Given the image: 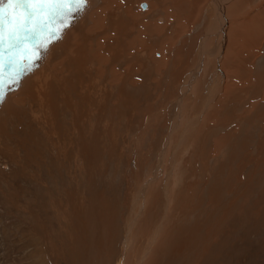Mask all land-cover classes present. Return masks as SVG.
<instances>
[{"label":"rangeland","instance_id":"rangeland-1","mask_svg":"<svg viewBox=\"0 0 264 264\" xmlns=\"http://www.w3.org/2000/svg\"><path fill=\"white\" fill-rule=\"evenodd\" d=\"M212 1L196 6L175 4L170 12L178 14L186 26L177 36L166 34L174 40L172 45L165 40L161 49L160 45L155 47L160 41L151 27L147 28L151 33L145 32L142 38L136 31L140 26L133 27V45L128 56L114 60L115 70L109 76L111 87L105 92L100 87L108 67L102 63L100 76H90V70L98 66V58H103V53L97 51L96 36L93 39L91 10L73 12L74 19L63 32L72 44L74 34L80 32L82 53H76L84 66L80 69L62 52H56L55 38L51 39L45 54L49 61L43 63L52 68L60 62L58 70L63 80L61 88L48 92L47 109L37 106L38 98L20 100L15 95L21 74H25L23 61L29 52L36 54L46 34L55 32L60 24L59 5L46 4L45 15L31 16L24 22L28 32L24 34L23 48H19L20 63L10 58L0 64L3 86L9 75L17 68L20 71L12 91L0 97V264H53L48 255L54 249L67 256L65 238L67 232L74 234L70 230L75 211H81V221L85 222L88 210H96L97 204L106 205L112 221L109 234L103 235L108 242L101 239L102 247L97 252H86L88 264H117L123 241L131 234L135 237L136 231L138 236L141 232V237H147L145 243L151 238L150 245L159 249L181 237L186 240L187 248L178 264H264V0H229L228 5L223 2L229 20L250 12L261 25H236L231 38L234 41L229 42V50L225 45L223 51L228 74L219 67L226 75L215 94L211 92L214 83L210 76L216 83L219 78L212 73L214 63L207 56H202L201 63L196 61L199 40L206 34L203 19ZM150 2L169 7L163 0H131L132 14L136 6L147 11ZM142 4L146 7L142 8ZM4 7L8 10L7 4ZM17 11L24 16L30 6H18ZM193 12L197 15L191 17ZM48 14L54 22L47 21ZM82 20L84 24L80 26ZM157 22L164 24L160 17ZM0 27L6 39L7 20ZM170 28L171 24L168 33ZM251 33L254 37L250 45L255 52L242 39ZM146 34L155 39L146 38ZM238 40L247 50L246 55L236 47ZM12 42L15 37L6 42L3 51L9 50ZM42 51L45 50L38 54ZM173 55L177 56L175 72L170 70ZM236 60L238 63H234ZM39 63L40 59H36L33 71L27 74L37 72ZM92 83L98 85L94 93L89 89ZM227 85L233 99L226 97L221 105ZM207 94L210 98L204 107L200 106L199 101ZM197 110L199 116L195 119ZM103 244L108 249L104 250ZM195 245H199L197 250ZM187 254L194 257L188 260ZM69 255L73 257L72 252ZM75 262L83 264L77 259Z\"/></svg>","mask_w":264,"mask_h":264},{"label":"bare ground","instance_id":"bare-ground-1","mask_svg":"<svg viewBox=\"0 0 264 264\" xmlns=\"http://www.w3.org/2000/svg\"><path fill=\"white\" fill-rule=\"evenodd\" d=\"M131 0H88L87 2V6L84 7L83 9L85 10L86 8H90V12L91 14H89V20H91V24H92V35H93V39L94 36H96V46H97V51H101L102 57L104 58V61L102 62L101 57L98 58V66H94V70H90V76L95 75V77H99L101 74V69L104 67L102 66V63L105 64V66H107V76H106V80L104 82V85L101 88V91H106L109 90L111 87V80H109V76L110 74L115 70L114 67V60L118 59L120 61V59L122 57L128 56L129 50L131 48V33L132 32V28L134 27H138L140 26V28H137V34L138 35H143L145 32L151 33L150 31L147 30V28L151 27V29L153 30V32L157 33V37L156 39L159 40V44L157 46H159V48H163L164 46V42L165 40L169 41V43L172 45V39L171 37H168L167 35H175L177 36L179 33L181 34V32L184 31V29L182 28V26H186V21L181 23L180 18L178 19L177 15L172 12H170V9L175 8V4L177 6H179V3H184L187 6H196V5H200L201 3L203 4L205 0H177V2L175 0H163L164 3H168L169 7H163V5L161 3H151L149 4V9L147 11H140L138 10L137 6H136V13L132 14V9H131ZM211 1V0H210ZM223 2H227V5L229 4V0H213L212 3L209 5L208 8H206V14L204 16L205 20V24L206 25V34L205 37L200 38L199 40V48L197 49V56L199 58V60L196 58V61L198 63H201V58L202 56H207L208 60L211 64L214 63L213 66V70L212 73L215 74V77L219 78V82L216 83V79L213 78L212 76H210L213 80L214 86H211V92L212 94H215L217 92V90H220L221 87V83L223 82V79H225V75L228 74V72L226 71L227 67L225 65V63L223 62V51H225L224 47L225 45L227 46L226 50H229L230 41H234L231 40L233 34H234V29L237 28L236 25H242L243 27H247V28H257L261 25L260 22H258V20H256V16L255 15H250L248 12V15H242V16H238V18L235 17V19H228V13L227 15L225 14V7L223 5ZM264 3V2H263ZM6 4V0H0V5H5ZM148 4V3H147ZM166 5V4H165ZM182 6V5H181ZM262 6V4L260 5ZM264 6V5H263ZM62 7H66L64 5H59V9ZM67 7H73L75 8L76 5H69ZM142 8H145L146 5L142 4L141 5ZM258 7L259 6H255ZM18 8V6H17ZM34 8L37 9V15H35L36 17H41L43 15H45V10H46V4H42V5H35ZM193 8V7H192ZM196 8V7H195ZM231 8V7H230ZM257 8V10H258ZM83 9L81 11H83ZM200 9V8H199ZM261 9V8H260ZM264 9V7H263ZM231 10V9H230ZM204 11V10H203ZM251 11H253V8L251 9ZM88 12V11H86ZM175 12V11H174ZM202 12V11H201ZM244 12V11H243ZM84 13V12H83ZM247 13V12H246ZM256 13V12H255ZM259 13V12H258ZM76 14V13H75ZM88 14V13H85ZM196 13H191V17L193 15H195ZM243 14V13H242ZM161 15V16H160ZM197 15V14H196ZM250 15V16H249ZM34 19H37V18ZM83 17V15H82ZM153 17V18H152ZM159 17L161 18V20L164 21L163 25H159L157 20H159ZM146 18V19H145ZM230 18V17H229ZM234 18V17H233ZM60 24L57 28V26L55 27L54 31H50L49 33L46 34L45 37V41L46 46L43 48H39V50H45L39 53V59H40V63L36 64L38 70L37 72H35L34 74H27L30 70H32L31 68H34L32 66V64L30 65V67L27 69V71H24L25 74L22 75L21 74V79L19 81V88L17 90L16 93V97H19L18 99L20 100H24L26 97H29L32 100H35V98H38V102L36 103L38 107H40L41 109H47L50 106V102L48 101V92L49 91H55L57 87L61 88L62 87V80H63V75L61 74V72L58 70L59 67V63L60 62H56L53 65L52 68H48L47 63H43V60L45 61H49L48 56H45V54L47 53V46L51 43V39L55 38V46H56V52H62L65 56V58L70 61L73 65L75 64L76 67L78 68H82L83 65V61L78 57L77 52L82 53V46H81V41H80V32L79 35L74 34L73 39H71L73 41L74 47H72V43H70V41H67L68 39L65 38V32H63V30H65V27H63V25L65 24L64 19L61 17L60 18ZM78 19V18H77ZM192 19V18H191ZM86 20V19H85ZM152 20V21H151ZM188 20V18L186 19ZM227 20L229 21L227 24ZM47 21L49 22H54L53 21V17L48 14V18ZM147 21H151V23H147ZM74 22V21H73ZM84 20L81 21L80 26H83ZM57 22H55L56 24ZM74 23H72L73 25ZM89 24V23H88ZM90 24V25H91ZM139 24V25H138ZM170 24L172 25L173 28H170V30L172 29L171 32H167L168 28L170 27ZM71 25V26H72ZM131 25V27L129 28V26ZM169 26V27H167ZM205 27V26H204ZM143 28V29H142ZM240 28V27H238ZM167 30V31H166ZM237 30V29H236ZM243 30V29H242ZM245 31L247 30L246 28L244 29ZM76 31V30H75ZM89 31V30H88ZM251 31V30H250ZM28 31L27 29H21L20 30V42L16 43L12 42L11 44H14L15 46H12L9 50L7 51H3V46L6 44V42L10 39V37L8 36L6 39L3 40L2 43H0V64L2 65L3 60L5 59H13V61H18L19 57H20V50L19 48H23V44L25 42V37L24 34H26ZM30 32V31H29ZM70 32V30H69ZM72 32V31H71ZM77 32V31H76ZM82 32V31H81ZM75 33V32H74ZM84 33V32H83ZM167 34V35H166ZM172 35V36H173ZM256 35V34H255ZM87 36V35H84ZM139 36V37H140ZM145 36V35H144ZM167 36V38H166ZM181 36V35H180ZM138 37V38H139ZM151 36L148 34H146V38H150ZM254 37V35L251 34H247L242 36V39L250 46V48L252 49L253 52H255V50L253 49L254 47H251L250 43H251V39ZM12 38V37H11ZM88 38V37H87ZM86 38V39H87ZM135 38V36H134ZM142 38V36H141ZM145 38V39H146ZM152 40L155 39L154 37H151ZM181 38V37H180ZM137 39V38H136ZM135 40V39H134ZM138 40V39H137ZM140 40V39H139ZM147 40V39H146ZM155 40V41H157ZM42 41V42H45ZM85 41V40H84ZM92 41V40H91ZM90 41V42H91ZM257 41V40H256ZM41 42V43H42ZM88 42V44L90 43ZM93 42V41H92ZM185 42V41H184ZM236 42V41H235ZM87 43V42H86ZM157 43V42H156ZM166 43V42H165ZM176 43V41H175ZM10 44V45H11ZM72 44V45H71ZM148 44V43H147ZM152 45V43H150ZM169 44V45H170ZM174 44V43H173ZM240 40L237 41V45L236 47H239L242 49V51L244 53V55H246L248 52L247 50L244 48L243 45H240ZM133 45V44H132ZM140 45H142L140 43ZM145 45V44H143ZM168 45V46H169ZM254 45V44H253ZM140 47V46H139ZM137 46V49L139 48ZM144 47V46H143ZM175 47V46H174ZM246 47V46H245ZM257 47V46H256ZM95 48V47H94ZM141 48V47H140ZM158 48V49H159ZM169 48V47H167ZM226 48V47H225ZM247 48V47H246ZM258 48V47H257ZM134 49V48H133ZM132 49V50H133ZM159 49V50H160ZM166 49V48H165ZM177 49V48H176ZM175 49V50H176ZM256 49V48H255ZM69 50V52L67 51ZM153 50V49H152ZM173 50V49H172ZM96 51V52H97ZM156 51V50H154ZM161 51V50H160ZM171 51V50H170ZM232 51V50H231ZM251 51V50H250ZM258 51V50H257ZM52 52V51H51ZM87 52V51H86ZM147 52V51H146ZM164 52V51H163ZM237 52V51H236ZM240 52V51H239ZM152 53V52H150ZM160 53V52H159ZM233 53V51H232ZM241 53V52H240ZM240 53H238V55H240ZM95 54V53H94ZM98 54V53H97ZM136 54V53H135ZM153 54V53H152ZM164 54V53H163ZM163 54L161 57H163ZM173 54V53H171ZM228 54V53H227ZM259 54V53H257ZM130 55V54H129ZM175 55V54H174ZM173 55V60L170 62L172 63V67L173 69H170L171 72H175V68L174 65L176 63V59L177 56H175L174 58ZM243 55V56H244ZM169 56V54L167 55ZM172 56V55H171ZM235 56V55H234ZM241 56V55H240ZM81 57V56H80ZM83 57V56H82ZM98 57V56H97ZM136 57V56H135ZM166 57V56H165ZM225 57V56H224ZM236 57V56H235ZM255 57V56H254ZM52 58V57H51ZM91 58V57H90ZM143 58V57H142ZM168 58V57H166ZM133 59V58H132ZM138 59V58H137ZM161 59V58H160ZM169 59V58H168ZM231 59V58H230ZM245 59V58H244ZM92 60V58H91ZM158 60V59H157ZM163 60H167V59H163ZM10 61V60H9ZM52 62V60H50ZM155 61V60H153ZM63 62V61H62ZM93 62V60H92ZM92 62H90V64H92ZM96 62V60H95ZM116 62V61H115ZM155 61V65H156ZM240 62V61H239ZM11 63V61H10ZM64 63V62H63ZM159 66L161 63V61L159 60ZM197 63V65H198ZM206 63V62H205ZM234 63H238L237 60L234 61ZM50 64V63H49ZM65 64V63H64ZM89 64V65H90ZM125 64V63H124ZM260 64V63H259ZM262 64V63H261ZM66 65V64H65ZM64 65V66H65ZM131 65V64H130ZM129 65V66H130ZM158 65V64H157ZM164 65V64H163ZM196 65V66H197ZM207 65V64H206ZM61 66V65H60ZM69 66V65H68ZM74 66V67H75ZM111 66V67H110ZM183 66V65H182ZM225 66V68H223ZM257 66V65H256ZM51 67V66H50ZM86 67V66H85ZM93 67V66H92ZM91 67V68H92ZM157 67V66H156ZM184 67V66H183ZM200 67V66H199ZM224 69V71L226 72H222V70H219L220 68ZM261 66L258 67V69H260V71L263 69ZM64 68V67H63ZM181 68V67H180ZM256 68V67H255ZM71 69V68H70ZM135 69V68H134ZM196 69V68H195ZM212 69V68H211ZM257 69V68H256ZM66 70V69H65ZM137 70V69H136ZM264 70V69H263ZM33 71V70H32ZM71 71V70H70ZM69 71V72H70ZM88 71V70H87ZM104 71V69H103ZM119 71V70H117ZM229 71V70H228ZM95 72V73H94ZM106 72V71H104ZM63 73V72H62ZM66 73V72H65ZM123 73V72H121ZM178 73V72H177ZM193 74V73H192ZM233 75V74H232ZM235 75V74H234ZM103 77V76H102ZM237 76H235L236 78ZM118 78V77H117ZM67 79V78H66ZM191 79V78H189ZM188 79V80H189ZM238 79V78H237ZM192 80V79H191ZM210 80V78H209ZM96 81V80H95ZM113 81V80H112ZM186 80H184L185 82ZM199 81V80H198ZM211 81V80H210ZM231 81V80H230ZM229 81V82H230ZM234 81V80H233ZM263 84H264V80ZM186 83V82H185ZM228 83V82H227ZM237 83V82H236ZM239 84V83H238ZM13 84H9L8 82L2 87V89H0V97L2 94L6 93V92H10L12 91V87L15 85ZM64 85V84H63ZM188 85V84H187ZM216 85V86H215ZM98 85H96L95 83H92L91 85H89V89L92 93L95 92L96 87ZM218 86V88H217ZM231 86V85H229ZM234 86V85H233ZM216 87L217 89L215 90ZM223 87V86H222ZM225 87V86H224ZM228 85L226 86V89L223 92V99H221V105L224 103L223 101H225V98H229L230 100L233 99V97L231 96L230 92L228 91L229 89L227 88ZM261 87V86H260ZM14 88V87H13ZM68 88V87H67ZM232 88V87H231ZM233 89V88H232ZM254 89V88H252ZM263 89V86H262ZM223 90V88H221V91ZM250 90V89H249ZM14 91V90H13ZM210 91V90H209ZM16 92V91H15ZM14 92V93H15ZM204 92V91H203ZM229 92V93H228ZM234 92V91H233ZM257 92V90H256ZM264 93H262L263 96ZM11 96H9L10 98ZM3 98H5L3 96ZM210 98V94L205 95V98H202L199 101V105H203L206 104V101ZM219 98V97H218ZM226 98V99H227ZM261 98V97H260ZM13 99V98H12ZM17 99V98H16ZM50 99V98H49ZM264 99V98H263ZM254 101V100H253ZM261 101V100H260ZM220 104V103H219ZM25 105V104H24ZM23 107V106H22ZM34 109V108H33ZM32 109V110H33ZM209 109V108H208ZM230 109V108H229ZM253 109V108H252ZM104 110V109H103ZM207 110V109H206ZM233 110V109H232ZM46 111V110H45ZM240 114V113H239ZM199 116V112L198 110L195 112L194 114V118L197 119ZM215 117V115H214ZM191 118V117H190ZM206 118V117H205ZM208 118V117H207ZM201 121V120H200ZM223 121V120H222ZM221 122V121H220ZM214 123V122H213ZM212 124V123H211ZM208 126V125H207ZM215 126V125H213ZM211 126V127H213ZM217 126V125H216ZM209 127V126H208ZM189 129L191 130V125L189 126ZM205 134V133H204ZM184 139V137H183ZM184 147V146H183ZM182 149V148H181ZM180 149V150H181ZM175 158V157H174ZM162 160V159H161ZM171 162V161H170ZM159 163V162H158ZM159 165V164H158ZM167 167V166H166ZM153 180V179H151ZM153 184V183H152ZM148 185V184H147ZM143 186V185H142ZM141 186V187H142ZM145 187V186H144ZM153 187V186H152ZM151 188V187H150ZM155 188V187H154ZM145 189V188H144ZM164 189V188H163ZM139 190V189H138ZM150 190V189H149ZM167 191V190H165ZM138 192V191H137ZM148 192V191H147ZM150 192V191H149ZM139 194V193H138ZM142 194V193H141ZM148 194V193H147ZM152 194V191L151 193ZM166 194V193H165ZM137 195V193H136ZM140 195V194H139ZM140 197V196H139ZM164 197V196H163ZM162 197V198H163ZM136 198V196H135ZM144 198V196H143ZM148 198V197H147ZM161 198V197H160ZM167 197H164V199H166ZM137 199V198H136ZM139 199V198H138ZM150 199V196H149ZM159 199V198H158ZM141 200V199H140ZM152 200H154L152 198ZM151 200V201H152ZM163 200V199H162ZM133 201V200H132ZM150 201V200H148ZM156 201V198H155ZM167 201V200H166ZM103 203V202H101ZM144 203V202H143ZM153 203V202H152ZM158 203V202H157ZM164 203V201H163ZM179 203V202H178ZM134 204V203H133ZM149 204V203H148ZM154 204V203H153ZM103 205V208L102 206ZM140 205V204H139ZM145 205V204H144ZM147 205V204H146ZM159 205V204H158ZM164 205V204H163ZM105 204H97V209L93 210L90 209L88 210L89 213L87 214V219L85 220V222L81 221L82 219L80 218V212L81 211H75L74 213V218H73V222L72 224V229L70 231H72L74 234L73 236H71L68 232L66 233V237H64V233L62 234L63 239L65 238V240H68V244L66 245V252H68L67 256L63 255V252L58 253L57 251H55V249L53 250L54 253H49L48 258L50 259L51 263L53 264H58V263H63V264H76V259L78 261H80L83 264H88L89 261L87 260L88 256L86 255L87 251H96L97 249H99L100 247V240H105V242L108 240L106 238H104L103 235L109 234V230H108V225L110 224V221H112V219L109 217V214L106 213V211H108L107 207L105 210ZM138 206V205H136ZM134 206V207H136ZM148 206V205H147ZM154 206V205H153ZM162 206V205H159ZM158 206V207H159ZM92 207V206H91ZM104 209L103 210H100ZM151 207V205H150ZM178 207V206H177ZM146 208V207H144ZM149 208V207H148ZM152 208V207H151ZM95 209V208H94ZM134 209V208H133ZM153 209L155 210V208L153 207ZM160 209V208H159ZM144 210V209H143ZM146 211V210H145ZM151 211V210H150ZM153 211V210H152ZM159 211V210H158ZM164 211V210H163ZM136 212V211H135ZM134 212V213H135ZM139 215L141 214V210L138 211ZM154 212V211H153ZM152 212V213H153ZM160 212V211H159ZM173 212V211H172ZM188 212V211H187ZM161 213V212H160ZM159 213V214H160ZM164 213H166L164 211ZM114 214V213H113ZM136 214V213H135ZM144 214V213H143ZM150 214V213H149ZM167 214V213H166ZM165 214V215H166ZM180 214V213H179ZM86 215V214H85ZM137 215V217L139 216ZM164 215V214H163ZM161 215V216H163ZM172 215V214H170ZM150 216V215H149ZM158 216V215H157ZM72 217V216H71ZM132 218V217H131ZM146 217H144L145 219ZM165 218V216H164ZM99 219V221L97 220ZM134 219V218H133ZM148 219V217H147ZM150 219V218H149ZM153 220V218H152ZM165 220V219H164ZM132 221V219H131ZM150 220H147V223ZM137 222V221H136ZM142 222V221H141ZM146 222V221H145ZM154 222V221H153ZM146 223V224H147ZM131 224V223H130ZM158 224V223H156ZM139 225V223L137 224ZM132 226V224H131ZM136 226V225H134ZM161 226V225H160ZM159 226V228H160ZM129 227V225L127 224V228ZM156 227V225H155ZM162 227V226H161ZM126 228V227H125ZM126 228V229H127ZM135 228V227H134ZM141 228V227H140ZM129 229V228H128ZM137 230H139V228H136ZM144 229V228H142ZM146 229V227H145ZM152 229V228H151ZM133 230V229H132ZM141 230V229H140ZM147 230V229H146ZM161 230H164L161 229ZM124 231V230H123ZM129 231V230H128ZM142 231V230H141ZM172 231V230H171ZM101 232V233H100ZM134 232V230L132 231ZM139 231H136V235L131 236L133 234H129L130 236H128L124 241L123 244L121 246V250L119 251V253H121V257L119 258V260H117V264H178L180 263V259L179 257L183 254V251L187 248V244L184 243L187 242L186 240L183 241L182 237L180 238V236L176 240V243L171 242V244L167 247L164 246V248L161 247V249L159 248H154V246L150 245V239L149 242L145 243L146 238L145 236L141 237V232L139 234V236L137 235ZM146 232V231H144ZM183 232V231H181ZM180 232V233H181ZM185 232V231H184ZM145 234V233H144ZM160 234V233H159ZM191 234V233H189ZM195 234V233H194ZM149 234H147L148 236ZM157 235V234H156ZM155 235V237H156ZM174 235V234H173ZM182 236L188 235V234H181ZM101 236V237H100ZM112 236V234H111ZM125 236V235H124ZM138 236V237H137ZM167 236V235H166ZM197 236V235H196ZM170 237V236H169ZM168 237H166V240ZM184 238V237H183ZM199 238V236H198ZM202 238V237H201ZM61 239V238H60ZM172 239V238H171ZM176 239V238H175ZM165 240V238H164ZM193 240V238H192ZM64 241V240H63ZM61 241V243L63 242ZM203 241V240H202ZM198 242V241H197ZM144 243L146 244L144 246ZM166 243V242H165ZM190 243H192L190 241ZM64 245V244H63ZM63 245L62 248H63ZM104 245V244H103ZM139 245L141 246L142 250H139L140 247L136 246ZM163 245V244H162ZM204 245V244H203ZM189 246V245H188ZM191 246V245H190ZM202 246V245H201ZM47 247V246H46ZM50 247V246H49ZM199 247V245L196 247L195 245V250H197V248ZM107 248V245L105 244L103 246V249L105 250ZM108 249V248H107ZM190 249V247L188 248ZM111 250V249H110ZM192 250V249H191ZM190 250V252H191ZM73 253V257H71L69 255V253L71 252ZM189 251V250H188ZM203 251V250H202ZM187 252V251H186ZM193 252V251H192ZM102 254V253H101ZM185 254V253H184ZM193 254V253H191ZM197 254H199L197 252ZM202 254V253H201ZM188 255V254H187ZM187 255L185 258H187ZM201 256V255H199ZM194 257V256H192ZM191 257V258H192ZM93 258V257H92ZM91 258V259H92ZM189 258V255H188ZM191 258H189L188 260H190ZM196 259V256H195ZM186 260V259H184ZM197 261V260H196ZM95 262V261H94ZM115 262V263H116ZM186 262V261H185ZM191 262V261H190ZM186 264H189V262ZM191 264V263H190Z\"/></svg>","mask_w":264,"mask_h":264},{"label":"snow or ice","instance_id":"snow-or-ice-1","mask_svg":"<svg viewBox=\"0 0 264 264\" xmlns=\"http://www.w3.org/2000/svg\"><path fill=\"white\" fill-rule=\"evenodd\" d=\"M88 0H6V4L8 5V10L5 9L3 5H0V25L5 24V20H7V28L9 37H15L16 43L20 42L19 31L23 28L24 22L30 18L31 16L37 15V9L31 8L32 5H64L66 7H62L58 10V14L65 20V24L63 27L70 26L71 21L74 19L73 12H79L84 7L87 6ZM30 6L29 13L21 16L17 11V6ZM69 5H76L75 8L67 7ZM32 30V29H30ZM4 40V28L0 27V43ZM46 41L42 42L39 45V48H43L46 46ZM15 46L11 44L10 47ZM27 51V50H26ZM39 59L38 49L36 50V54L29 52L27 58L23 61V68L25 71L30 67L31 64L35 63V60ZM17 64L20 62L17 61ZM20 71L19 68L11 75L8 76L7 80L9 84L17 83L19 80ZM4 84V76L2 71H0V89H2Z\"/></svg>","mask_w":264,"mask_h":264}]
</instances>
